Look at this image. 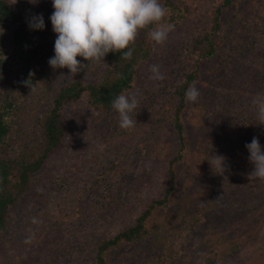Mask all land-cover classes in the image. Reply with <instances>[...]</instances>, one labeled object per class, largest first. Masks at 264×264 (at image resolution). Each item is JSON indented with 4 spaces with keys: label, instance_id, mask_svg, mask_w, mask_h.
<instances>
[{
    "label": "trees",
    "instance_id": "trees-1",
    "mask_svg": "<svg viewBox=\"0 0 264 264\" xmlns=\"http://www.w3.org/2000/svg\"><path fill=\"white\" fill-rule=\"evenodd\" d=\"M43 1L37 0L33 4L29 0H0V28L7 21L18 24L11 44L3 51L0 48V235L9 223L10 205L24 196L45 160L63 145L67 136L70 135L74 141L80 131L92 126L89 137L100 146L106 142L104 149L110 150L109 146L119 144L113 141L116 136H110L111 132L107 138L99 135L94 138V122L116 112L111 102L117 95L138 93L140 106L137 110L141 111L139 118L142 120L133 118L142 125H136L127 138L136 136L140 148L148 144V154L164 164V182L162 187L142 198V209L128 225L121 226L114 233L106 232L88 243L93 248L91 251H86L81 245V252L78 250L75 257L77 264H226L231 255L230 244L234 242L224 239L218 227H207L195 251L184 245L191 228L204 223L213 205L208 194V190L213 188L208 182L197 186L193 173H207L204 167L211 168L210 153L226 158L230 147L228 142L233 140L223 139L226 132L231 138L237 137L235 130H229L233 127L227 122L229 117H225L220 129H215L217 124L211 126L205 110L207 106L204 105L211 93L208 90L211 88L208 85L210 79L205 77L200 81L202 59H209L216 52L217 40L211 34L218 29L224 9L235 0H211V26L209 29L201 28L193 35L188 46L190 55L186 57L190 61L189 68L174 75L171 69L162 72L164 79L158 82L164 89L160 90L158 86V92L153 93L137 88L135 76L152 50V40L148 36L150 28L142 30L131 46L133 55L130 60L123 59L119 53H109L104 58L105 63H89L84 71L90 77L89 82L82 80L81 72L75 77L69 76L67 69L64 72L69 77L66 75L67 78L59 80L57 69L48 63L54 52L52 41L47 36H40L39 30L29 27L32 18L42 11ZM207 2L160 0L168 10L164 22L177 27L183 21L194 17L196 20L197 10L207 6ZM214 2L217 3L214 5ZM46 21L51 24L50 18ZM78 59L87 63L83 58ZM208 68L211 70L210 66ZM225 82L236 83L235 80ZM33 85L36 91L30 92ZM192 85L201 94L196 103L185 98ZM237 86L241 92L236 103V98L226 100L228 95L221 89L214 87V92L217 98H222L223 104H230L228 113L234 108V118H242L243 123L256 121L252 100L258 93L250 94L249 91L244 92L239 83ZM149 96H154L155 104L148 103ZM159 100L165 106L171 105L160 111L161 114H157L155 109ZM79 105L90 110L95 117L94 122L72 120L70 115ZM241 106L246 110L240 109ZM213 116L214 112L210 118ZM18 126L24 131L17 130ZM154 128L163 131L156 132ZM121 150V158L113 159L99 171L96 169L90 180L89 187L100 190V195L106 189L107 198H112L113 184L120 181L117 168L123 166L124 158L127 159V147L123 146ZM215 183L216 176L212 177L211 184L217 189Z\"/></svg>",
    "mask_w": 264,
    "mask_h": 264
},
{
    "label": "rangeland",
    "instance_id": "rangeland-1",
    "mask_svg": "<svg viewBox=\"0 0 264 264\" xmlns=\"http://www.w3.org/2000/svg\"><path fill=\"white\" fill-rule=\"evenodd\" d=\"M211 5V0H208L207 6L197 10L196 20L194 17L178 24L165 43L152 41L151 53L135 75L137 88L141 87L147 93L158 92V86L160 90L164 89L161 82L150 78L153 75L150 71L152 65H158L162 75V72L170 69L174 75L189 68L190 61L186 59L190 55L188 46L193 35L199 33L201 28H210ZM52 10V0H45L42 11L37 15L42 14L45 25L39 30L40 36H47L54 48L56 34L52 24L46 21L52 15ZM220 20L218 29L211 34L217 40L216 52L209 59H202L200 81L205 77L210 79L208 85L211 88L208 90L211 93L204 105L207 106L205 110L211 126L217 124L215 129H220L221 123L226 121L225 117H229L227 122L233 125L229 130H235L237 137L231 138L227 132L223 137L233 139L228 142L227 170L223 175L216 174L211 166L210 169L204 167L206 174L193 173L197 186L208 182L213 188L208 190L213 205L204 223L191 228L184 247L195 251L207 227L213 225L222 231L224 239L234 242L230 244L231 255L226 264H264V181L249 178L254 166L248 159L249 152L245 147L256 137L264 149V125L258 124L257 117L256 121L250 123H243L242 118H234V108L228 113L230 104H223L222 98H217L214 92V87L221 89L228 95L226 100L236 98L235 103L241 92L238 83L244 92H264V0H235L224 9ZM17 26V22L7 21L0 28L2 51L11 44ZM64 70H56L59 80L67 78ZM84 71L81 78L89 82L90 77ZM225 80H235L237 84H226ZM149 98L148 103L155 104L154 96ZM156 104L157 114L171 107L165 106L162 100ZM77 107L70 115L72 120L95 121L90 110L81 105ZM239 108L246 110L243 106ZM136 111L138 113L134 117H141V111ZM212 112L216 118H210ZM94 125V138L98 135L107 138L111 132L110 136H116L113 141L119 144L109 146L110 150L104 149L106 142L100 146L99 142L89 137L92 126L80 131L74 141L70 135L67 136L63 145L45 160L24 196L10 205V220L0 235V264H77L75 257L81 245L85 246L86 251H91L93 248L88 243L91 244L106 232L114 233L121 226L128 225L142 209V198L148 197L163 184V162L148 154V144L140 148L136 136H130L132 140L127 138L130 131L119 127L117 112L104 119L97 118ZM18 129L22 130V127L18 126ZM123 146L127 147V159L124 158L123 166L117 168L120 181L113 184L112 198H107L106 189L100 195V190L89 187L90 180L93 174L107 167L113 159L121 158ZM212 155L214 153H210ZM214 176L217 189L211 184Z\"/></svg>",
    "mask_w": 264,
    "mask_h": 264
},
{
    "label": "clouds",
    "instance_id": "clouds-1",
    "mask_svg": "<svg viewBox=\"0 0 264 264\" xmlns=\"http://www.w3.org/2000/svg\"><path fill=\"white\" fill-rule=\"evenodd\" d=\"M36 2L29 0V3ZM52 6L50 20L56 39L54 56L48 63L54 70L67 69L72 77L85 70L89 63H105L104 58L109 53H119L123 59L130 60L131 46L142 30L150 28L149 38L156 44H163L175 28L174 24L164 22L168 10L160 0H52ZM44 26L42 14L29 22L34 30H42ZM78 57L87 63H81ZM150 71L153 73L151 79H164L158 65H152ZM35 91L33 85L30 92ZM200 95L199 89L192 85L185 98L196 103ZM252 104L258 124L264 125V93L253 97ZM139 106L138 93H121L112 100L111 107L118 113L121 129L131 131L136 127L137 120L133 117ZM245 147L254 166L249 178L264 181V149L258 138L253 137ZM209 163L216 174L223 175L227 170L224 156L212 155Z\"/></svg>",
    "mask_w": 264,
    "mask_h": 264
}]
</instances>
